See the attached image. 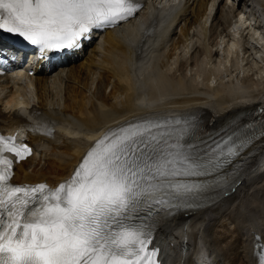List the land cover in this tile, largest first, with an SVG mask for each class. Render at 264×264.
Listing matches in <instances>:
<instances>
[{"label": "bare ground", "instance_id": "obj_1", "mask_svg": "<svg viewBox=\"0 0 264 264\" xmlns=\"http://www.w3.org/2000/svg\"><path fill=\"white\" fill-rule=\"evenodd\" d=\"M145 4L136 20L104 35L88 57L50 77L38 74L0 110V128L6 131L30 125L47 133L28 135L35 152L17 168L18 186L70 180L109 129L130 121L187 117L198 127L208 124L216 135L233 122L246 124L243 115L257 106L264 109V0H241L239 12L211 0ZM147 28L152 31L142 37L143 51L134 50L139 32ZM164 31L169 32L159 41L152 39ZM18 109L33 117L26 120ZM260 139L258 159L234 194L208 201V208H186L163 224L150 245L162 249L161 261L167 249L178 264H193L186 248L206 238L219 264H258L264 214L251 213L249 206L264 209Z\"/></svg>", "mask_w": 264, "mask_h": 264}, {"label": "snow or ice", "instance_id": "obj_2", "mask_svg": "<svg viewBox=\"0 0 264 264\" xmlns=\"http://www.w3.org/2000/svg\"><path fill=\"white\" fill-rule=\"evenodd\" d=\"M142 7L136 0H0V31L43 56L79 48L94 30L116 27ZM261 137L264 120L233 122L205 138L193 118L144 117L109 129L73 177L50 188L10 182L13 160L5 153L23 160L31 149L0 135V264H163L159 248L149 247L157 220L198 207L226 179L217 174Z\"/></svg>", "mask_w": 264, "mask_h": 264}, {"label": "rangeland", "instance_id": "obj_3", "mask_svg": "<svg viewBox=\"0 0 264 264\" xmlns=\"http://www.w3.org/2000/svg\"><path fill=\"white\" fill-rule=\"evenodd\" d=\"M263 87H264V85H263ZM64 171H65V170H64ZM239 253H241V250L239 251ZM241 254H242V253H241ZM241 254H240V255H241Z\"/></svg>", "mask_w": 264, "mask_h": 264}]
</instances>
